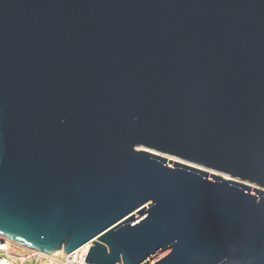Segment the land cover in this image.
Masks as SVG:
<instances>
[{"label": "water", "instance_id": "obj_1", "mask_svg": "<svg viewBox=\"0 0 264 264\" xmlns=\"http://www.w3.org/2000/svg\"><path fill=\"white\" fill-rule=\"evenodd\" d=\"M146 148L264 186V0H0V234L264 264V190Z\"/></svg>", "mask_w": 264, "mask_h": 264}, {"label": "built area", "instance_id": "obj_2", "mask_svg": "<svg viewBox=\"0 0 264 264\" xmlns=\"http://www.w3.org/2000/svg\"><path fill=\"white\" fill-rule=\"evenodd\" d=\"M90 247L82 245L71 253L47 254L24 247L0 234V264H90L85 261Z\"/></svg>", "mask_w": 264, "mask_h": 264}, {"label": "bare ground", "instance_id": "obj_3", "mask_svg": "<svg viewBox=\"0 0 264 264\" xmlns=\"http://www.w3.org/2000/svg\"><path fill=\"white\" fill-rule=\"evenodd\" d=\"M139 149H144V147H140ZM146 149H148V150H150L151 152H154L155 154H157V155H161V156H163V157H165V158H168V159H170V160H174V161H179V162H182V163H185V164H188V165H190V166H195V167H197V168H199V169H201V170H203V171H206V172H211V173H213V174H215V175H220V176H222V177H224V178H229V179H233V180H235V181H239L240 183H244V184H246V185H248V186H251V187H253V188H256V189H262V190H264V186L263 185H261V184H256V183H254V182H251V181H249V180H246V179H240V178H237V177H235V176H232V175H230V174H224V173H221V172H219V171H217V170H215V169H212V168H207V167H204V166H202V165H199V164H197V163H192V162H189V161H187V160H184V159H181V158H178V157H173V156H170V155H168V154H165V153H163V152H158V151H155V150H153V149H149V148H146ZM18 243V242H17ZM20 244V243H19ZM91 244L92 243H90V242H87L86 244H84L83 246H85V247H89V246H91ZM20 245H22V244H20ZM22 246H24V245H22ZM24 247H26V246H24ZM63 252V250H58V251H55V252H53L54 254H59V253H62Z\"/></svg>", "mask_w": 264, "mask_h": 264}, {"label": "snow or ice", "instance_id": "obj_4", "mask_svg": "<svg viewBox=\"0 0 264 264\" xmlns=\"http://www.w3.org/2000/svg\"><path fill=\"white\" fill-rule=\"evenodd\" d=\"M6 247V246H5Z\"/></svg>", "mask_w": 264, "mask_h": 264}]
</instances>
